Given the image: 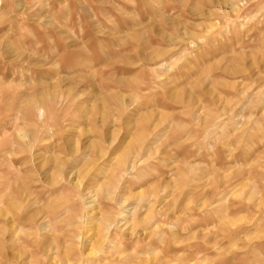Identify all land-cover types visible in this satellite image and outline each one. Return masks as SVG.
Segmentation results:
<instances>
[{
	"label": "rangeland",
	"instance_id": "374dc122",
	"mask_svg": "<svg viewBox=\"0 0 264 264\" xmlns=\"http://www.w3.org/2000/svg\"><path fill=\"white\" fill-rule=\"evenodd\" d=\"M0 264H264V0H0Z\"/></svg>",
	"mask_w": 264,
	"mask_h": 264
}]
</instances>
